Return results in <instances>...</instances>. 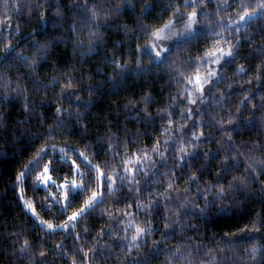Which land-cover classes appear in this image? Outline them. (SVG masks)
I'll use <instances>...</instances> for the list:
<instances>
[{
	"label": "clouds",
	"instance_id": "obj_1",
	"mask_svg": "<svg viewBox=\"0 0 264 264\" xmlns=\"http://www.w3.org/2000/svg\"><path fill=\"white\" fill-rule=\"evenodd\" d=\"M0 264H264V0H0Z\"/></svg>",
	"mask_w": 264,
	"mask_h": 264
}]
</instances>
